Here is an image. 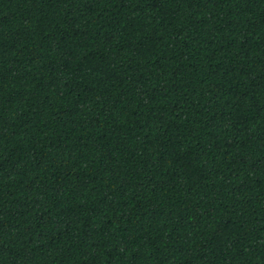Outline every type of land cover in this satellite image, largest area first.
<instances>
[{
    "label": "trees",
    "instance_id": "16d2710c",
    "mask_svg": "<svg viewBox=\"0 0 264 264\" xmlns=\"http://www.w3.org/2000/svg\"><path fill=\"white\" fill-rule=\"evenodd\" d=\"M0 264H264V0H0Z\"/></svg>",
    "mask_w": 264,
    "mask_h": 264
}]
</instances>
